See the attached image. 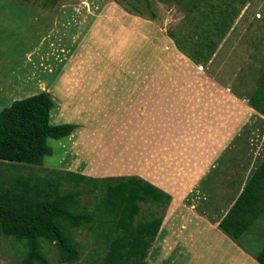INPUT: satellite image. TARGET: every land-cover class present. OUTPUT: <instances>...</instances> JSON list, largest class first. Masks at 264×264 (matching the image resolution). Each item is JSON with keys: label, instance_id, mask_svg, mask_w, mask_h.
<instances>
[{"label": "rangeland", "instance_id": "rangeland-1", "mask_svg": "<svg viewBox=\"0 0 264 264\" xmlns=\"http://www.w3.org/2000/svg\"><path fill=\"white\" fill-rule=\"evenodd\" d=\"M206 5L202 2L190 18L211 9L215 14L207 16V22L194 31L195 22L187 19V0H0V111L14 101L48 91L57 103L53 123L77 126L67 139H48L53 154L45 158L43 166L15 163L6 167L4 176L9 180L33 175L56 180L50 171L70 170L104 181L106 177H131L135 173L149 178V168L164 155L155 169L165 171L173 166L176 171L181 165L191 164L197 147L191 133L200 127L205 132L207 123L188 124L183 119L191 111L187 108L175 114L174 120L184 124L179 133L182 141L172 149L175 154H171L174 158L170 163L167 153H162L157 131L168 113V109L160 111L168 98L156 95L155 104L149 108L150 95L157 85L174 82L178 87L200 91L203 79L211 78L249 102L258 94V105L264 106V0H209ZM223 12H230L231 19H226L223 30L216 28L214 32V23L221 22L218 16ZM208 27L212 32L207 33L214 32L213 39L219 41L210 62L205 58L200 61L194 51L208 41ZM191 30L198 34L194 40L187 35ZM178 40L184 43L183 50L178 49ZM205 55L209 56L207 52ZM239 126L237 133L235 127L234 134L229 133L233 134L235 148H240V142L248 145L256 139L249 140L248 135L254 133L251 124ZM164 143L167 148L171 146L170 139ZM160 175L173 186L176 177L182 176ZM66 183L61 191L80 194L82 207L88 212L104 195L85 184L76 187ZM170 204L162 214L164 219ZM140 206L139 217L163 213L162 208ZM263 223L264 216L250 240L242 237L253 254L264 245V226L259 229ZM73 232L83 255L72 264H100L104 251L97 247V234L89 227ZM214 240L220 249H200L195 263L218 264L228 255L230 240L225 236ZM43 246L50 264H65L55 245L43 242ZM95 252H99L96 260L92 257ZM21 256L13 241L0 235V264H21Z\"/></svg>", "mask_w": 264, "mask_h": 264}, {"label": "trees", "instance_id": "trees-1", "mask_svg": "<svg viewBox=\"0 0 264 264\" xmlns=\"http://www.w3.org/2000/svg\"><path fill=\"white\" fill-rule=\"evenodd\" d=\"M204 1L208 6L209 0H187L188 16L200 10ZM232 12L235 10L232 9ZM229 13L223 12L218 16L221 22L214 23V32L216 28L223 30L224 24L231 19ZM213 14L214 9L210 13L199 11L193 18L189 16L187 19L195 22L196 31ZM207 32H212V29L208 27ZM214 32L207 33L208 41L204 45L197 43V47L201 46L199 51L194 50L198 59L207 57L205 52L210 56L214 51ZM192 33L191 30L187 35L194 40L198 34ZM209 41L213 42L210 46ZM183 45L178 40V49L183 50ZM257 95L251 99V106L264 114V106L258 105L261 98ZM56 106L53 95L42 91L14 101L0 111V235L17 245V251L22 253L21 264H50L43 242L56 246L62 263L72 264L83 255L82 245L73 231L89 227L97 234V247L104 251L100 264H149L148 254L162 226V214L171 202V196L143 178L119 176L102 181L100 178L58 170L49 173L55 175L56 180L50 176L36 175L9 180L4 176L6 167H14L15 163L43 166L45 158L53 154L48 139H67L75 131V124H53L52 112ZM64 183L76 187L85 184L104 195L99 204L88 212L82 207L80 194L61 191ZM141 204L162 208L163 213L160 216L150 213L139 217ZM263 216L264 162L221 220L219 229L247 249L242 237L250 240L251 233L258 229ZM263 226L264 223L259 229ZM251 254L260 264H264V245L258 253ZM92 257L96 260L99 252Z\"/></svg>", "mask_w": 264, "mask_h": 264}, {"label": "crops", "instance_id": "crops-1", "mask_svg": "<svg viewBox=\"0 0 264 264\" xmlns=\"http://www.w3.org/2000/svg\"><path fill=\"white\" fill-rule=\"evenodd\" d=\"M212 57H203L200 61L205 58L210 62ZM203 81L204 84L198 87L200 91L185 85L178 87L174 82L167 83L166 86L157 85L154 86V94L149 98V108L155 104L156 95L168 98L160 108V111L168 109V113L162 117L161 129L157 131L163 144L162 153H167L170 163L174 158L171 154H175L172 149L178 147V143L182 141L179 133L184 123L174 120L176 113L190 109V113L183 116V119L188 124L205 120L208 127H205V132L200 127L193 129L191 133L193 140L197 142L191 164L181 165L176 171L172 170L173 166L167 167L165 171L155 169L166 156H160V153L156 166L151 165L149 168V178L137 173L131 175L143 178L171 196L168 216L163 220L147 260L149 259V264H197L195 257L198 251L204 247L212 251L220 249L214 239L225 236L230 240V252L226 257L220 258L218 264H260L254 255L224 234L219 229V223L264 162V117L251 106L249 100L241 95L236 96L229 86L211 78H204ZM181 101L185 102L179 105ZM241 124H251L254 133L248 135L251 136L249 140L253 137L256 139H251L248 145L240 142V148H235L234 127L237 133ZM230 132L233 134L230 135ZM168 139L171 146L167 148L164 142ZM151 153L149 149L150 164ZM167 173L174 176L182 174L176 177L178 185H169L160 179L163 178L160 174ZM86 176L99 178L95 175Z\"/></svg>", "mask_w": 264, "mask_h": 264}, {"label": "clouds", "instance_id": "clouds-1", "mask_svg": "<svg viewBox=\"0 0 264 264\" xmlns=\"http://www.w3.org/2000/svg\"><path fill=\"white\" fill-rule=\"evenodd\" d=\"M53 122V121H52ZM54 124V123H53ZM60 125V124H59Z\"/></svg>", "mask_w": 264, "mask_h": 264}]
</instances>
